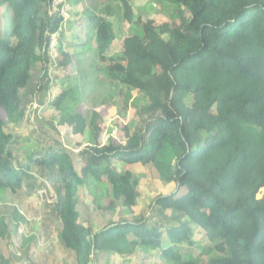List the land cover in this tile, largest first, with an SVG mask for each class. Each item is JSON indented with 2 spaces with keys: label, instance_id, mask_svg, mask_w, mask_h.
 Here are the masks:
<instances>
[{
  "label": "trees",
  "instance_id": "1",
  "mask_svg": "<svg viewBox=\"0 0 264 264\" xmlns=\"http://www.w3.org/2000/svg\"><path fill=\"white\" fill-rule=\"evenodd\" d=\"M82 1L0 0V115L7 122L22 120L32 97L49 89L52 36L62 27L64 5ZM85 1L81 26L91 34L70 49L93 43L102 74L116 73L112 82L140 97L135 118L118 123L119 139L104 143L99 112L83 117L73 108V89L62 91L49 103L60 112L54 125L85 135L87 146L78 154L49 146L25 163L11 151L14 140L0 118V202L48 181L59 243L75 264L113 257L264 264V0H154L162 17L150 19L133 14L134 0ZM111 18L127 24V34L110 55ZM55 51L63 57L57 68L71 64L73 51L62 44ZM134 164L153 168L169 187L141 209L138 178L127 168ZM81 191L101 219L109 216L102 228H92ZM3 217L0 245L11 235ZM11 220L23 217L14 209ZM24 254L17 261L0 249V264H59L54 256L25 261Z\"/></svg>",
  "mask_w": 264,
  "mask_h": 264
},
{
  "label": "rangeland",
  "instance_id": "2",
  "mask_svg": "<svg viewBox=\"0 0 264 264\" xmlns=\"http://www.w3.org/2000/svg\"><path fill=\"white\" fill-rule=\"evenodd\" d=\"M133 5V14L140 19L162 17L161 15L157 16L159 4L155 3L154 0H134ZM87 6L88 2L83 0L75 7H71V5H64L63 7L62 27L58 33L53 35L50 47L53 49L52 58L56 61L55 63L52 61L53 65L47 67L48 75L44 79V81H49V89L34 97L33 101L32 97L26 105L27 109L22 120L16 123L7 122L6 116L0 115L1 121L5 123L4 131L10 134L14 140L10 149L21 163L26 162L28 155L34 156L32 158L41 157L44 150L49 146L62 147L73 154H78L87 146L85 135H72L67 126L56 127V124L54 125L60 112L50 107L49 103L56 95L67 89H73L75 98L78 100L73 105L76 113L86 117L94 110L99 112L97 124L102 129L101 138L104 143L111 137L114 140L116 137L118 138V130L121 131L118 123H130L135 118L132 111L136 110V100L139 101L140 97L136 92L127 91L117 82H112L113 78H120L119 75L117 77L116 73L108 76L102 74L101 69L104 65L92 53L95 48L93 43L85 50L81 47L70 49L71 46L84 43L86 36L91 34L86 27L81 26L84 23V17L81 13ZM109 20L113 23V31L116 37V47L110 52L111 55L120 52V44L127 34V24L122 26L123 23L112 18ZM61 44L66 50L74 52L71 64L64 69L57 68V61L63 60V57L57 54L55 49ZM89 47L91 51L88 50ZM95 66L100 67L99 73H96ZM42 86H44L43 82ZM127 94L129 99H127ZM115 167L120 170L124 169V166L120 164H115ZM127 168L138 178L139 200L137 205L139 209L143 208L144 204V207L147 206L150 199L159 193L169 191V187L162 186L153 168L150 169L140 164H134ZM39 184H43V186L38 187ZM33 185L35 187L32 190L24 189L18 195L9 193L7 203L0 202V215L4 216L5 223L8 222L9 232H11L10 239L2 241L1 252L7 255L11 251L15 253L24 251L23 257L32 261L41 259L48 263L49 256H54L59 264H75L59 243L58 234L61 225L55 214L56 198L51 184L48 181L38 180V183H33ZM79 197L81 203L89 205V220L92 228L94 230L102 228L109 216L105 215L101 219V211L90 205L91 197L86 193L81 191ZM14 209L23 217V221L11 220ZM133 210L137 213L138 207L136 206ZM113 220H117V218ZM202 239L203 234H200L198 240ZM150 260L143 262L142 260L131 259L129 262H122L120 258L113 257L108 263L103 264H155V262L161 264L155 258Z\"/></svg>",
  "mask_w": 264,
  "mask_h": 264
},
{
  "label": "crops",
  "instance_id": "3",
  "mask_svg": "<svg viewBox=\"0 0 264 264\" xmlns=\"http://www.w3.org/2000/svg\"><path fill=\"white\" fill-rule=\"evenodd\" d=\"M79 4H80V3H79ZM79 4H78V5H79ZM23 252H24V251H23ZM14 253H15L14 251H11V254L8 253L7 255L5 254L4 256H5V257H8V256H9V257H13L14 259H17V261H19V258H18V257H19V256L21 257L22 252H18V254H16V255H14Z\"/></svg>",
  "mask_w": 264,
  "mask_h": 264
},
{
  "label": "clouds",
  "instance_id": "4",
  "mask_svg": "<svg viewBox=\"0 0 264 264\" xmlns=\"http://www.w3.org/2000/svg\"><path fill=\"white\" fill-rule=\"evenodd\" d=\"M63 1H65V0H62L60 3L62 4ZM60 3H58V4H60ZM58 4H55V1H54V3H53L54 6H57ZM52 37H53V36H52Z\"/></svg>",
  "mask_w": 264,
  "mask_h": 264
},
{
  "label": "built area",
  "instance_id": "5",
  "mask_svg": "<svg viewBox=\"0 0 264 264\" xmlns=\"http://www.w3.org/2000/svg\"><path fill=\"white\" fill-rule=\"evenodd\" d=\"M55 1V4H58L60 3L62 0H54Z\"/></svg>",
  "mask_w": 264,
  "mask_h": 264
}]
</instances>
